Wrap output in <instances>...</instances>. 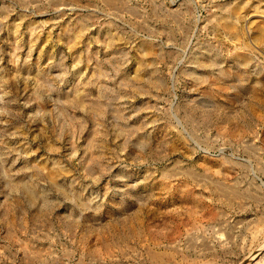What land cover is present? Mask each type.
<instances>
[{"label": "rangeland", "instance_id": "1", "mask_svg": "<svg viewBox=\"0 0 264 264\" xmlns=\"http://www.w3.org/2000/svg\"><path fill=\"white\" fill-rule=\"evenodd\" d=\"M0 264H264V0H0Z\"/></svg>", "mask_w": 264, "mask_h": 264}, {"label": "bare ground", "instance_id": "2", "mask_svg": "<svg viewBox=\"0 0 264 264\" xmlns=\"http://www.w3.org/2000/svg\"><path fill=\"white\" fill-rule=\"evenodd\" d=\"M225 21V20H224ZM226 25V24H225ZM229 26V25H228ZM229 28V27H228ZM231 28V27H230ZM258 37V36H257ZM150 51V50H149ZM148 53V52H147ZM148 59V58H147Z\"/></svg>", "mask_w": 264, "mask_h": 264}]
</instances>
